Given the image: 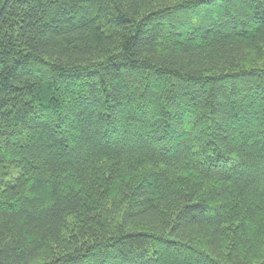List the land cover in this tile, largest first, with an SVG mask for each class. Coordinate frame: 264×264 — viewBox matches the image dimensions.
Here are the masks:
<instances>
[{
	"label": "trees",
	"instance_id": "16d2710c",
	"mask_svg": "<svg viewBox=\"0 0 264 264\" xmlns=\"http://www.w3.org/2000/svg\"><path fill=\"white\" fill-rule=\"evenodd\" d=\"M0 264H264V0H0Z\"/></svg>",
	"mask_w": 264,
	"mask_h": 264
}]
</instances>
